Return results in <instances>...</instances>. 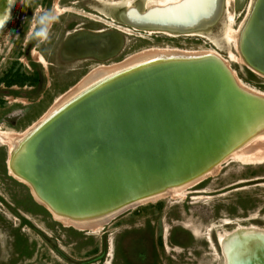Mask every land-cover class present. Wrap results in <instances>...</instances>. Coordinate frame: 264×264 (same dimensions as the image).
I'll return each instance as SVG.
<instances>
[{
  "label": "rangeland",
  "instance_id": "rangeland-1",
  "mask_svg": "<svg viewBox=\"0 0 264 264\" xmlns=\"http://www.w3.org/2000/svg\"><path fill=\"white\" fill-rule=\"evenodd\" d=\"M35 1L40 4L35 11L38 17L45 10L46 0ZM52 1L55 6L52 12L58 20L51 28L49 40L36 43L40 50L52 55L42 63L45 65L42 86L35 89L32 96L24 98L0 89V101L5 103L0 111L7 108L1 116L13 118V121L17 115L22 116L15 127L0 123L1 130L25 132L53 106L58 96L74 87L91 70L99 65L123 61L152 47L212 51L237 78L241 89L264 96V76L251 71L249 66L235 58L240 54L235 40L228 37L229 33L234 36V31L243 22L250 0H221L210 19L183 31L141 28L130 23L126 14L129 5L145 11L154 6V0H80L82 8L85 3L98 10L99 13L87 8L93 18L104 22L102 29L105 31L94 33L88 28L85 37L67 43L64 53H69L70 49L77 52L76 46L83 38L98 39L105 33H117L119 44L116 52L108 56L95 58L94 55L76 54L72 60L63 57L60 47L66 36L67 23L71 20L81 22L74 12L82 10L75 7L68 12L67 5ZM31 25L32 20L24 34L18 37L15 36L16 30H13V36H8L11 29L0 36V74L7 67L8 57L22 48L20 42H24ZM107 25L119 27L115 29ZM87 26H92L88 20ZM92 28L101 26L93 25ZM21 90L31 92L33 89ZM260 115L264 120V108ZM258 120L261 122L259 117ZM261 132L260 136L258 132L251 133L248 136L251 139L242 141L243 146L249 142L257 144L259 153H263L264 133ZM0 148L1 154L9 151L7 144L0 143ZM232 158L227 156L210 176L181 188L180 192H183L178 196L166 195L131 206L94 231L65 226L34 200L25 182L0 173V197L7 204H0V229L7 231L5 236L0 235V256L3 258L9 254L4 264H68L67 258L78 262L86 257L87 264H224L217 242L218 233L231 231L237 224L264 228V158L256 162ZM17 237H21V243L16 241ZM7 239L12 241L6 243Z\"/></svg>",
  "mask_w": 264,
  "mask_h": 264
},
{
  "label": "water",
  "instance_id": "water-1",
  "mask_svg": "<svg viewBox=\"0 0 264 264\" xmlns=\"http://www.w3.org/2000/svg\"><path fill=\"white\" fill-rule=\"evenodd\" d=\"M207 1L130 7L126 14L141 28L183 31L216 13L221 0ZM117 40V33L83 38L75 54L108 56L118 49ZM239 49L251 71L264 73V0ZM259 97L241 89L215 58L153 67L55 118L22 147L18 170L46 205L65 214L87 213L86 204L89 212L112 209L174 178L197 175L229 153L261 120Z\"/></svg>",
  "mask_w": 264,
  "mask_h": 264
},
{
  "label": "bare ground",
  "instance_id": "bare-ground-1",
  "mask_svg": "<svg viewBox=\"0 0 264 264\" xmlns=\"http://www.w3.org/2000/svg\"><path fill=\"white\" fill-rule=\"evenodd\" d=\"M180 1L182 0H154V6L172 5ZM258 1L259 0H250L246 16L243 19V22L239 26L238 30L234 31V36H231L230 33L228 34L229 38L235 40V46L237 47L240 54V57L236 56L235 58H237L239 62H242L243 64L245 63L246 65L247 62H245L246 60L244 59L239 49V41L241 36L244 35V32L247 29V24L249 23L250 18L256 9V6L258 5ZM207 4H210V0L207 1ZM129 6L131 7V5ZM135 54L123 61L108 65H99L91 70L87 75L83 77V79H81L78 85L76 84L77 86H75L74 88H70L67 92L58 96L53 106H51L38 120L34 121L27 130L25 129V132L23 131V133H17L14 131L9 132L0 129V140L3 143L7 144L9 147V159L7 160L9 163V172L15 178H18L21 181L25 182V184L30 187L31 192L33 193V198L44 205V207H47L46 209L53 215V217L56 220L64 223L65 226H74L77 227V229L80 228L83 230L88 229L94 231L108 222L117 212H120L125 208H129L136 204L145 203L148 201H153L166 195H172L176 197L183 192H180L181 188L187 187V185L202 180L203 178H206L216 172L219 168L220 162L226 159L229 155L230 157L239 159L243 162H256L261 161L264 158V152L259 153L260 149L258 150L256 146L257 144L251 145V143L249 142L250 144H244L243 146L242 141L246 140V138L251 135V133L246 135L247 132L244 131L242 133V139H239L240 141H238L240 144H237L229 153L213 161V163L209 164L205 169L202 170L201 173H197V175L194 174L183 180L174 178L170 182L160 184L161 186L156 187L155 189L145 194L135 197L132 201H130L131 203L127 202V204H121L122 206L118 205L112 209L108 208L97 212H89L88 208L90 206L86 204L87 213H83L80 215L65 214L64 211L55 209L56 206L51 207L49 205H46L43 197H41V195L35 191L31 184L23 177L24 175L22 176L19 172L17 159H19V152L22 147L27 145V143H30L32 138L35 137L45 127H47L53 120H55V118H57L73 106L79 104L82 100L94 94L95 92H98L121 79L137 74L138 72L157 66L176 63L179 61H195L205 58H215L221 61V59H219V57L212 51L195 52L177 48L152 47L144 49ZM39 59L41 62H44L41 56H39ZM250 68L253 69L252 67ZM254 71L264 76L263 72L258 70ZM232 76L236 81L237 78L235 79L233 74ZM236 83L238 84L237 81ZM252 93L261 96L259 97L260 107L258 109V112L261 113L264 108V96L255 91H252ZM260 121L261 122L255 124V128L252 133L255 134L258 132L257 135H259L260 131H262L261 133H264V129L261 130V127H263L264 125V120ZM252 140L253 142L255 141V139ZM258 141L260 144V138ZM262 145L260 144V146ZM80 208L82 209V206H80ZM217 242L223 256L224 264H264V257H261V253L263 254L264 252V228L262 227L253 224L249 226L237 224V226L231 231L225 230L218 233ZM255 254L256 257H254Z\"/></svg>",
  "mask_w": 264,
  "mask_h": 264
},
{
  "label": "flooded vegetation",
  "instance_id": "flooded-vegetation-1",
  "mask_svg": "<svg viewBox=\"0 0 264 264\" xmlns=\"http://www.w3.org/2000/svg\"><path fill=\"white\" fill-rule=\"evenodd\" d=\"M58 2L59 3L62 2V4L67 5L68 12H71V9L75 7H77L78 9L81 8L82 10V12L80 11L74 12L76 16L82 19L81 22H76L77 20H71L67 23V28H66L67 31L65 32L66 36L64 37L61 47H60V52L63 51L62 53L63 57L65 56L68 60H72L74 59V57H77V56H74L76 54L75 52H72L71 49L69 50V53L68 51L66 54L64 53L65 48H67V43L69 41L76 40L79 37H85L87 34L86 31L88 28L94 33L105 31L104 29H102V25L104 24V22L101 19H95L90 15L92 14V12L90 11L88 12L87 8H91V7H87L85 3L83 4L84 6L83 8L79 6L80 0H57V3ZM44 3H45L44 11H53V8H55V6H53L54 3L52 0H46ZM9 7L10 6L8 4V0H0V15H3L6 11H8ZM38 8H40V4L37 5L35 0H14L13 4L11 5V16H12L11 22L5 26L4 30L0 31V36L5 35L6 31L9 29H11V33H13V30L18 31L17 34L19 36L21 34H24V32L30 26V21L32 20V24L34 23L35 18H36L35 11H38ZM90 10L94 12H98V10L94 8H91ZM41 14H38L37 16ZM87 20L89 22V25H92V26L99 25L101 26V28H92V26H87ZM107 26H110L115 29L119 27V26L114 27L113 25H107ZM17 37H15V39ZM23 40L24 42H20L22 45V48L19 47V49L16 50V52L15 51L13 52L11 57H8L7 67L5 68V71H3L0 74V89H7L8 91L6 92H8L10 95L12 94L15 96L18 95L19 97L24 98V97L32 96L35 92V89H40V87L42 86L44 75H45L42 68L45 65H42L43 62L40 61L39 56H41L44 61V60L50 59V56L52 58V55L50 52L46 53L39 49L38 45L36 44L38 42L31 38V30L28 31L27 36L23 38ZM70 47L71 46L69 45V48ZM35 48H37V50H34ZM95 58H97V56ZM50 61H49V65L53 66V63ZM79 82L77 83V85L79 84ZM21 89H33V90L29 92V91H22ZM3 104L5 103L0 101V107ZM6 110L7 108L4 109L3 111H0V123H2V125L6 124L12 127L17 126L16 123L22 120V116L17 115V117L15 118L16 121H13L14 120L13 118H10V119L4 118L1 115H4L7 112ZM0 143L6 146V144L3 143L1 140H0ZM8 159H9V151H4V154L3 153L1 154L0 152V173L1 174L3 173L4 176L9 175L15 178L9 172L10 170L8 167L9 166L8 165L9 163L7 161ZM0 204L7 205L6 201L2 197H0ZM6 233L7 231H1L0 229L1 236H3L4 234L6 235ZM20 238L21 237H17L16 239V241H20L19 243L22 242V239L20 240ZM11 241H12L11 239L5 240L6 243H9ZM1 254L2 253H0V255ZM8 256H9L8 253L5 256H3V258H1L0 256V264H4V262H7L6 260H8ZM35 258L37 259V255H35ZM67 259H68L67 260L68 264H74V263L83 264L82 262H84V264L88 263L87 257L81 259L78 262H73L69 258Z\"/></svg>",
  "mask_w": 264,
  "mask_h": 264
},
{
  "label": "clouds",
  "instance_id": "clouds-1",
  "mask_svg": "<svg viewBox=\"0 0 264 264\" xmlns=\"http://www.w3.org/2000/svg\"><path fill=\"white\" fill-rule=\"evenodd\" d=\"M14 0H8L9 10L3 15H0V31L4 30L5 26L11 22V5ZM58 16L52 11H44L41 15L35 18L31 25V38L38 43H43L49 40L52 26L57 22ZM8 36H13L9 33ZM15 36H19L18 34Z\"/></svg>",
  "mask_w": 264,
  "mask_h": 264
}]
</instances>
